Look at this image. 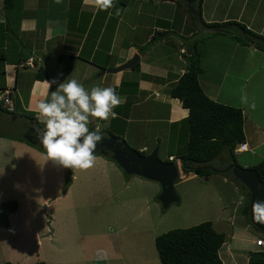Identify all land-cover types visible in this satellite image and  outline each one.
I'll return each instance as SVG.
<instances>
[{"label":"crops","instance_id":"crops-1","mask_svg":"<svg viewBox=\"0 0 264 264\" xmlns=\"http://www.w3.org/2000/svg\"><path fill=\"white\" fill-rule=\"evenodd\" d=\"M218 1L208 4V0H202L201 15L205 14L203 19L205 22L235 20L264 36L263 0H224L222 12L218 8L223 1ZM206 4L213 10L205 11ZM2 6L0 0V20L4 21L0 23V99L6 91L11 106L16 103L19 109L31 112L37 120L36 105L49 95L46 81L57 82L52 85L50 91L69 79L77 80L89 90L93 86H112L122 97L123 103L114 109L118 114L117 119L111 120L110 123L99 122L104 125L101 126V133L109 132L113 136H119L131 148L144 153L149 146L155 144L158 150L162 147L164 153H167V161H178L180 157L174 153L183 146H179L178 141L184 139L185 130L181 122L187 115V109L181 106L178 99L169 95V89L185 70L189 45L196 37L198 38L195 37L196 33L199 31V35L202 33V29L198 28L189 14L180 9L181 5L173 0H116V8L120 9V14L116 15V8L97 11L90 0H22L20 17L15 24L14 32H8ZM226 8L229 11L233 8L235 14L230 15ZM259 11L260 14L257 13ZM227 35L228 37H225ZM209 38L213 39L206 42L203 40L196 45L200 54L201 69L197 74V81L203 93L211 100L221 99L220 97L226 94L239 95V103L232 106L242 110L243 142L247 147L245 151H250L253 156L243 166L251 167L264 158V111L258 107L251 111L252 115H258L257 118L251 114L246 116L248 114L244 109L242 96L246 79L254 73L256 76L264 68V58L257 64L254 55L258 49L254 47L240 49L230 34ZM209 38L207 40H210ZM218 38L221 39L220 42L230 46L220 50H209L207 42L214 40L216 42ZM248 51L251 56L247 62L249 60L250 63L238 65L243 69L230 71V63L233 62L234 56L248 54ZM212 54L214 58H210ZM58 55L73 57L69 70L60 67ZM134 55L137 59L130 68L111 72V69L128 61ZM29 58L32 59V67L20 65ZM219 59L221 60L218 61ZM207 60L210 62L209 66L204 64ZM247 67H251L248 68L249 73L244 72ZM260 73L263 82L258 81L263 84L258 82L250 85L252 89L250 93L253 95L257 88H261L259 96L263 97L264 73L262 71ZM227 75L235 79L241 78L239 82L241 84L235 85L236 91H223ZM228 88L231 89V86ZM222 99L224 100V97ZM252 118L255 120L251 121ZM97 122L93 118L88 125L89 129L95 131ZM156 122L165 128L156 129L158 124L153 125ZM3 138L6 137L0 135V140ZM11 142L15 147L24 144V150L32 157L45 159V156L34 147L21 141ZM94 155V163L97 166H108L111 172L115 171L112 161ZM179 175L182 176L180 166ZM73 176L74 173L71 174V177ZM130 178L126 179L127 182L121 183L128 184ZM221 178L226 180L224 177ZM141 180L133 179L134 182ZM230 184L237 188L233 183ZM239 198L243 200V196ZM17 208L8 215L7 226L0 227V247L3 245L5 230H10L11 217ZM210 222L214 228L215 223L213 220ZM215 230L224 234L220 228ZM50 234L53 237V232ZM227 237L224 235V242L219 248L218 255L228 259L230 257L228 247L223 248ZM15 241L11 247H14ZM113 246L108 242L105 249H101L98 259L91 257V264H109L110 260H114L119 254L114 251ZM253 250L257 248L249 251ZM244 259L246 264L247 257Z\"/></svg>","mask_w":264,"mask_h":264},{"label":"rangeland","instance_id":"rangeland-1","mask_svg":"<svg viewBox=\"0 0 264 264\" xmlns=\"http://www.w3.org/2000/svg\"><path fill=\"white\" fill-rule=\"evenodd\" d=\"M208 1V4H212L215 0ZM219 1H223L218 8L222 12L224 0ZM205 6V11L213 10L209 9L207 4ZM180 9L184 11L185 6L181 5ZM225 10L230 15L235 14L233 8L230 11L228 8ZM257 13L260 14V11ZM189 16L199 28L195 18L190 14ZM201 18L205 19V14L201 15ZM208 38L202 41L213 39L207 40ZM218 39L216 42H207L209 50L230 46ZM231 39L233 40L232 37ZM238 46L242 50L252 47L239 42ZM249 56L250 51L248 54L235 55L230 63V71L243 69L238 65L250 63L249 60L247 62ZM254 57L259 64L260 59L264 58V51L257 50ZM210 58H214V54ZM209 63L207 60L204 64L209 66ZM248 68L251 69L245 68V73H249ZM261 71L264 73V68ZM260 72L256 76L251 73L246 79L247 85L244 86L242 96H247L248 100L247 103L243 102L248 114L246 116L252 115V102L255 103L254 110L260 107L259 109L264 111V95L259 96L261 88H257L253 95L250 93V85L263 82ZM239 82L241 78L235 79L227 75L223 84L227 89L223 86V91H236L235 85ZM262 82L259 83L263 84ZM228 86H231V89ZM221 94L223 95L222 91ZM220 98L215 101L230 106L239 103L237 94H226ZM11 111L15 114L25 113L16 103L12 104ZM257 116L252 115L254 118ZM157 124L156 129L165 128L159 122L153 123ZM39 125L44 128L42 123ZM3 137L6 138L0 140V199L15 200L18 208L11 217L10 230H5L6 234L2 238L0 264H4V261L24 264L36 261H45V264H91V257L98 259L101 249H105L108 242L114 245V251L119 254L114 260H110L109 264H159L154 248L156 235L169 229L185 228L208 220H213L214 228H220L226 237L232 236L227 237L223 245V248L228 247L230 257H219L223 264H244L249 250L258 248V241L264 238V233L254 228L241 212L246 190L238 185L235 189L231 182H226L216 174L198 176L191 172H181L182 176L173 182L178 201L163 209L157 199L160 185L156 181L137 175H125L110 159L115 167L114 172H111L108 166L99 167L94 163L93 167L87 170L71 169L67 182L66 168L44 158L32 157L24 150L22 143L34 147L44 156L45 152L21 139ZM11 141H21L22 143H18L22 145L15 147ZM178 143L179 146L183 145V140ZM154 146L155 144L149 146L145 153ZM245 150L234 154L236 163L242 167H245L243 164L246 161L253 158L250 151ZM97 155L108 159L102 154ZM174 155L176 156V152ZM157 156L164 161L167 153H164L162 147L160 150L157 147ZM227 164L228 158L224 153L212 162L215 168H222ZM128 177H131L130 181L124 184ZM133 177L142 180L134 182ZM239 196H243V200ZM13 241L15 245L11 247Z\"/></svg>","mask_w":264,"mask_h":264},{"label":"trees","instance_id":"trees-1","mask_svg":"<svg viewBox=\"0 0 264 264\" xmlns=\"http://www.w3.org/2000/svg\"><path fill=\"white\" fill-rule=\"evenodd\" d=\"M173 1L178 5H184L185 10L188 11L186 12L195 18L202 29L201 35L199 36L200 31L197 32L198 38L196 37L189 45V55L184 72L169 89V95L178 99L181 106L187 109V115L181 122L185 130L183 146L178 150L179 152L176 151V156L180 157L183 163L180 166V170L182 173L191 172L198 176L216 174L226 178L228 182L244 188L246 190V199L241 212L250 223L248 218L249 193L247 189L231 175L230 169L226 168L228 164L222 168H215L212 165L213 160L220 157L222 153L227 156L229 163L237 164L233 148L244 140L242 110L239 107L211 100L203 93L197 81V74L201 69L199 66L200 54L196 45L198 41L208 37L230 34L237 43L239 42L246 46L251 45L258 50L264 51V36L251 31L244 24L235 20L221 22L203 21L201 18L202 0ZM21 2L22 0H2L3 15L8 32H14L15 30V24H17L20 17ZM57 61L63 70H69L73 57L58 55ZM0 107L6 112L13 114L12 111H7L1 103ZM22 115L37 121L31 112H25ZM115 137L122 139L119 136ZM21 140L28 143L24 139ZM32 146L45 152L37 145ZM139 153L145 154L140 151ZM103 156L112 160L109 153ZM249 168H253L257 172L259 179L264 184V158L258 160ZM16 208L17 202L15 200L0 201V227L7 226L8 215L15 211ZM223 242L224 234L216 231L208 220L185 228L169 229L156 235L154 237V248L159 264H221L218 251ZM4 264L12 263L7 261ZM28 264L45 263L36 261ZM246 264H264V251L258 249L249 251Z\"/></svg>","mask_w":264,"mask_h":264},{"label":"clouds","instance_id":"clouds-1","mask_svg":"<svg viewBox=\"0 0 264 264\" xmlns=\"http://www.w3.org/2000/svg\"><path fill=\"white\" fill-rule=\"evenodd\" d=\"M90 3L97 11L116 8V0H90ZM115 14H120L119 8ZM46 83L49 95L36 105L37 120L44 128L35 129L46 150L45 160L72 170L93 167L96 147L103 139L99 122L110 123L118 118L114 109L123 103L122 97L112 86H93L89 90L75 79L59 83L51 91L56 80ZM242 101L247 103V96ZM250 107L254 109L255 103ZM93 118L98 122L95 131H90L88 125Z\"/></svg>","mask_w":264,"mask_h":264},{"label":"water","instance_id":"water-1","mask_svg":"<svg viewBox=\"0 0 264 264\" xmlns=\"http://www.w3.org/2000/svg\"><path fill=\"white\" fill-rule=\"evenodd\" d=\"M134 55L128 61L114 67L111 72L130 68L136 61ZM43 129L37 121L22 114L6 112L0 107V135L11 138L24 139L32 145H37L44 150L35 129ZM102 141L97 145L94 154H110L112 160L127 175H138L145 179L156 181L160 185L157 196L163 209L170 203L177 202L178 196L174 192L173 182L179 178V166L183 163L178 161L161 160L157 156V145L148 153L141 154L131 148L123 139H117L109 133H100ZM231 175L241 183L248 191V218L251 225L257 230L264 232V184L259 179L253 168L242 167L238 164L229 163L226 167ZM67 169V182L71 169Z\"/></svg>","mask_w":264,"mask_h":264},{"label":"built area","instance_id":"built-area-1","mask_svg":"<svg viewBox=\"0 0 264 264\" xmlns=\"http://www.w3.org/2000/svg\"><path fill=\"white\" fill-rule=\"evenodd\" d=\"M20 65H28L30 67H32V59L29 58L27 60H25L23 63H21ZM2 106L7 110V111H11V102L7 96V92L5 91V95H3L0 99ZM246 149V143L245 142H241L236 144V146L233 148V151L235 153H239L242 152ZM258 245L259 247L257 248L260 251H264V238L258 241Z\"/></svg>","mask_w":264,"mask_h":264}]
</instances>
